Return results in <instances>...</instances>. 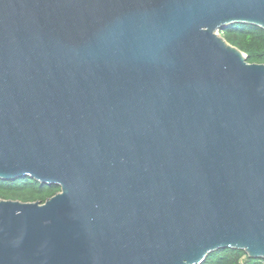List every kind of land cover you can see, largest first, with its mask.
<instances>
[{
    "label": "water",
    "instance_id": "1",
    "mask_svg": "<svg viewBox=\"0 0 264 264\" xmlns=\"http://www.w3.org/2000/svg\"><path fill=\"white\" fill-rule=\"evenodd\" d=\"M264 0H0V264L264 260V64L219 36Z\"/></svg>",
    "mask_w": 264,
    "mask_h": 264
},
{
    "label": "trees",
    "instance_id": "2",
    "mask_svg": "<svg viewBox=\"0 0 264 264\" xmlns=\"http://www.w3.org/2000/svg\"><path fill=\"white\" fill-rule=\"evenodd\" d=\"M220 34L226 43L246 55L249 64H264V30L232 25ZM57 192L58 187L42 185L30 178L0 180V200L44 203ZM201 264H264V260H251L243 251L225 249L210 254Z\"/></svg>",
    "mask_w": 264,
    "mask_h": 264
},
{
    "label": "rangeland",
    "instance_id": "3",
    "mask_svg": "<svg viewBox=\"0 0 264 264\" xmlns=\"http://www.w3.org/2000/svg\"><path fill=\"white\" fill-rule=\"evenodd\" d=\"M219 36L222 37L221 34H220V32H219ZM16 201H17V200H16Z\"/></svg>",
    "mask_w": 264,
    "mask_h": 264
}]
</instances>
